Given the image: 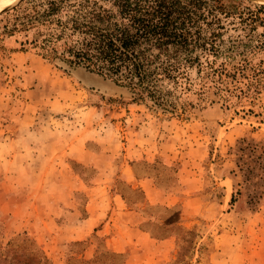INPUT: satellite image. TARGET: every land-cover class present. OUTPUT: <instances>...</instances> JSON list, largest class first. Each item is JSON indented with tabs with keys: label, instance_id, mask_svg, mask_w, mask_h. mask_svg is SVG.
I'll use <instances>...</instances> for the list:
<instances>
[{
	"label": "rangeland",
	"instance_id": "obj_1",
	"mask_svg": "<svg viewBox=\"0 0 264 264\" xmlns=\"http://www.w3.org/2000/svg\"><path fill=\"white\" fill-rule=\"evenodd\" d=\"M12 5L0 12V32ZM233 6L256 21L228 26L225 44L241 37L232 61L264 69V0ZM20 38L0 36V251L14 241L17 251L36 248L50 264H264V71L254 98L224 105L213 90L196 93L193 66L190 89L177 87L175 110L165 113L132 103L128 90L84 68L44 59L29 44L21 50ZM242 138L257 143L259 163L248 178L229 154ZM142 178L151 183V201L135 186ZM46 189L78 206L77 222L65 224L59 211L45 224L34 219ZM92 193L105 205L120 195L153 240H129L118 251L111 235L120 226L106 224L110 211L99 225H79Z\"/></svg>",
	"mask_w": 264,
	"mask_h": 264
},
{
	"label": "trees",
	"instance_id": "obj_2",
	"mask_svg": "<svg viewBox=\"0 0 264 264\" xmlns=\"http://www.w3.org/2000/svg\"><path fill=\"white\" fill-rule=\"evenodd\" d=\"M234 1L22 0L4 14L9 19L0 36H22L21 50L29 44L44 59L84 68L128 90L132 103L165 113L175 110L177 87L190 89L195 66L200 76L196 93L213 90L228 105L233 98H254L264 71L246 60L232 61L241 37L233 35L225 44L228 26L238 29L241 22L253 26L256 21L254 13L237 14ZM256 145L242 138L231 148L240 176L255 171ZM239 193H232L230 203ZM13 242L0 251V264H50L38 249L22 253Z\"/></svg>",
	"mask_w": 264,
	"mask_h": 264
},
{
	"label": "crops",
	"instance_id": "obj_3",
	"mask_svg": "<svg viewBox=\"0 0 264 264\" xmlns=\"http://www.w3.org/2000/svg\"><path fill=\"white\" fill-rule=\"evenodd\" d=\"M13 163L12 160H10V165ZM8 172V170H7ZM14 173H10L9 177L11 180L17 179L14 178ZM98 175H102V172H98ZM5 178H8V173L4 172L3 175ZM33 176V175H31ZM131 180V179H130ZM17 181V180H16ZM31 177L28 179V184L26 187H28L29 191H33V185L31 184ZM17 183V182H16ZM140 185L144 192L146 193L147 199L151 201L152 199V193L154 194L152 188H151V183L149 182L148 179H139L136 183L135 186ZM13 186V184H12ZM63 192V190H60L59 193ZM45 193V189H44ZM65 195L67 196V192ZM46 198L38 199V204L35 206V218L40 220L43 224H45L46 220H51L56 217V214L58 211L60 213H63L64 217L66 218L67 221H65V224L74 222L75 220L77 222V205L74 204H69L66 203V201H61V198L55 199L51 195V191L46 189ZM155 195V194H154ZM118 197V198H117ZM113 201V202H112ZM110 205H107L108 207L110 206V210H103L106 205L104 203H101L98 194L92 193L89 196V200L86 203L85 206V211H86V217L81 219L80 221L78 220L79 225H82L83 223L87 222H92L93 226L94 225H99L101 222H104L102 217H104V214L109 213V219L107 220L106 224H110V220H112L113 225L120 226L118 230L115 231L113 235H111V240L114 242V247L118 249V251H121L122 244L125 243L129 240L135 241L134 243H138V241L141 242H146L147 240H153L150 238V234L141 229L139 226V219L140 212H137L134 208L131 206H128L123 200L120 195H115L111 200H110ZM32 206V205H31ZM56 211V213L54 212ZM105 212V213H104ZM15 214V212H13ZM53 214V217L51 218V215ZM61 215V214H60ZM78 225V227H80ZM77 233V232H76ZM77 237V234L75 235ZM142 246H140L141 248ZM152 254V255H150ZM147 259H152L154 260L155 254L154 253H148V255L145 256ZM145 258V260H146Z\"/></svg>",
	"mask_w": 264,
	"mask_h": 264
},
{
	"label": "bare ground",
	"instance_id": "obj_4",
	"mask_svg": "<svg viewBox=\"0 0 264 264\" xmlns=\"http://www.w3.org/2000/svg\"><path fill=\"white\" fill-rule=\"evenodd\" d=\"M9 0H0V8H1V6H3L6 2H8ZM14 2H16L15 0H13V2H12V4L14 3ZM12 4H10L8 7H6V8H9V7H11V5ZM6 8H4V9H6ZM4 9H2V10H4ZM2 10H0V11H2Z\"/></svg>",
	"mask_w": 264,
	"mask_h": 264
},
{
	"label": "water",
	"instance_id": "obj_5",
	"mask_svg": "<svg viewBox=\"0 0 264 264\" xmlns=\"http://www.w3.org/2000/svg\"><path fill=\"white\" fill-rule=\"evenodd\" d=\"M22 0H18L15 4H13L12 6L14 7V6H16V5H18L20 2H21ZM12 7V8H13ZM7 9V8H6ZM5 10V9H4ZM4 10H2V11H4ZM2 11H0V12H2Z\"/></svg>",
	"mask_w": 264,
	"mask_h": 264
}]
</instances>
